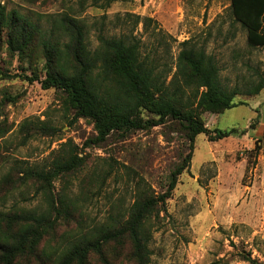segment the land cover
Segmentation results:
<instances>
[{
  "label": "rangeland",
  "instance_id": "1",
  "mask_svg": "<svg viewBox=\"0 0 264 264\" xmlns=\"http://www.w3.org/2000/svg\"><path fill=\"white\" fill-rule=\"evenodd\" d=\"M0 7L27 17L54 43L68 40L57 28L62 16L80 22L92 50L100 35L135 37L142 54L165 71L174 72L182 42L204 48L218 66L222 86L237 89L241 95L235 101L245 104L216 117L204 115L207 129L237 133L217 142L197 136L190 167L179 176L166 214L151 228L150 264H249L242 259L247 256L253 264H264V91L246 95L264 73V50L248 46L246 31L231 16L230 0H120L109 7L93 0H0ZM136 17L149 20L136 25ZM6 40L2 36L0 69L11 78L0 79V130L7 129L0 138V213L47 209L46 196L22 171L49 166L69 140L88 165L87 175L72 177L68 184L69 197L80 199L78 215L69 226L63 220L54 224L46 237L47 253L60 256L66 236L89 233L110 215L126 212L139 177L155 195L163 194L170 173L188 153V142L180 126L168 120L86 145L96 136L93 125L84 119L73 122L62 93L42 89L41 59L9 53ZM34 71L39 81L24 80L32 79ZM43 125L52 130L41 133ZM102 173L107 175L103 183L97 177ZM53 186V194L63 188L59 180Z\"/></svg>",
  "mask_w": 264,
  "mask_h": 264
},
{
  "label": "trees",
  "instance_id": "2",
  "mask_svg": "<svg viewBox=\"0 0 264 264\" xmlns=\"http://www.w3.org/2000/svg\"><path fill=\"white\" fill-rule=\"evenodd\" d=\"M93 1H102L109 7L120 0ZM230 13L233 21L246 31L248 46L264 50V0H230ZM145 20L149 19L136 17L135 24ZM57 22L58 30L68 39L65 43L45 39L40 28L27 17L15 11L6 13L0 7V43L5 35L9 53H32L41 59L44 79L39 81L34 71L32 79L24 76V80L39 81L43 90L60 91L72 121L84 119L93 125L96 136L85 144H100L112 133L150 130L171 120L184 131L188 153L170 173L163 194L155 195L139 177L133 202L126 212L110 215L89 233L79 231L75 236H66L65 251L60 256H51L45 246L54 224L57 226L63 220L69 226L78 215L80 199L69 197L68 184L72 177L82 175L83 178L88 171L84 156L69 140L60 147L49 166L28 167L22 171L24 179L37 183L46 196L47 209L40 214L27 210L0 213V264H150L151 228L161 213L166 214V202L179 176L190 167L197 136L203 134L208 141L217 142L237 133L238 129H207L204 115L216 117L245 103L235 101L241 95L237 89L228 91L222 86L214 58L190 40L180 44L174 72L165 71L142 54L141 43L135 37L100 35L98 46L92 50L79 21L62 16ZM4 78L11 76L0 69V79ZM262 91L264 73L257 77L246 95L258 96ZM38 130L48 134L52 129L43 125ZM6 132L7 129L0 130V138ZM254 150L257 153L259 147L256 145ZM94 173L89 175L92 177ZM106 174L97 176L101 183ZM82 178L81 195L86 196ZM57 180L63 188L53 194V183ZM4 182L9 181L4 179ZM242 259L253 264L249 256Z\"/></svg>",
  "mask_w": 264,
  "mask_h": 264
}]
</instances>
